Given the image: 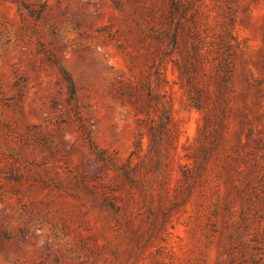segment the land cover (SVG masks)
Masks as SVG:
<instances>
[{
    "label": "rangeland",
    "instance_id": "1",
    "mask_svg": "<svg viewBox=\"0 0 264 264\" xmlns=\"http://www.w3.org/2000/svg\"><path fill=\"white\" fill-rule=\"evenodd\" d=\"M179 5L0 0V264H264V0Z\"/></svg>",
    "mask_w": 264,
    "mask_h": 264
},
{
    "label": "trees",
    "instance_id": "2",
    "mask_svg": "<svg viewBox=\"0 0 264 264\" xmlns=\"http://www.w3.org/2000/svg\"><path fill=\"white\" fill-rule=\"evenodd\" d=\"M170 1V15H175L178 14L180 11V5H179V0H169ZM154 38L158 40H162L164 37L167 38V44L169 46H174L177 43V32L174 30L173 32L164 30L161 32V34H154ZM152 67L157 70V64H153ZM148 96L152 97L151 91H148ZM165 119H167V115L165 114Z\"/></svg>",
    "mask_w": 264,
    "mask_h": 264
}]
</instances>
